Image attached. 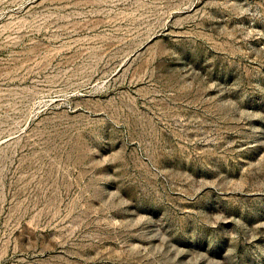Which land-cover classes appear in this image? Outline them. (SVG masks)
<instances>
[{
    "label": "rangeland",
    "instance_id": "rangeland-1",
    "mask_svg": "<svg viewBox=\"0 0 264 264\" xmlns=\"http://www.w3.org/2000/svg\"><path fill=\"white\" fill-rule=\"evenodd\" d=\"M0 264H264V0H0Z\"/></svg>",
    "mask_w": 264,
    "mask_h": 264
}]
</instances>
